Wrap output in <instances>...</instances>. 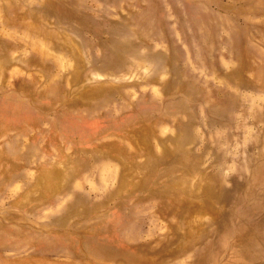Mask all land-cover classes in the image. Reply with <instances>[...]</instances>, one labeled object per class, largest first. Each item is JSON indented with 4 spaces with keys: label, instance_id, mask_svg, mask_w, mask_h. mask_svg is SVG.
<instances>
[{
    "label": "rangeland",
    "instance_id": "rangeland-1",
    "mask_svg": "<svg viewBox=\"0 0 264 264\" xmlns=\"http://www.w3.org/2000/svg\"><path fill=\"white\" fill-rule=\"evenodd\" d=\"M0 264H264V0H0Z\"/></svg>",
    "mask_w": 264,
    "mask_h": 264
}]
</instances>
